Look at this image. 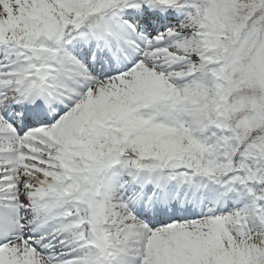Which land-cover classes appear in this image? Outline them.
I'll return each mask as SVG.
<instances>
[{"label":"snow or ice","instance_id":"obj_1","mask_svg":"<svg viewBox=\"0 0 264 264\" xmlns=\"http://www.w3.org/2000/svg\"><path fill=\"white\" fill-rule=\"evenodd\" d=\"M0 264H264V0H0Z\"/></svg>","mask_w":264,"mask_h":264}]
</instances>
